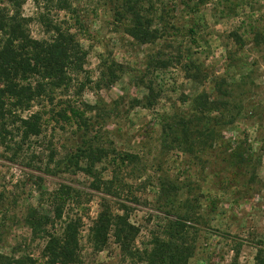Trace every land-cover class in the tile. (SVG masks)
Returning a JSON list of instances; mask_svg holds the SVG:
<instances>
[{"label":"rangeland","instance_id":"obj_1","mask_svg":"<svg viewBox=\"0 0 264 264\" xmlns=\"http://www.w3.org/2000/svg\"><path fill=\"white\" fill-rule=\"evenodd\" d=\"M120 1L67 0L68 10L48 0L22 5L23 15L31 18L33 37L47 34L37 21L40 14L75 33L87 54L85 72L78 77L84 83L81 93L77 86L68 94L55 91L48 103L50 113L68 104L94 109L86 113L88 124L80 127L55 113L57 122L51 119L37 139L43 148L38 158L30 157L31 145L23 146L22 157L0 145V253L39 254L41 241L32 239L23 221L25 208L37 206L33 182L51 190L63 181L80 193L81 207L87 211L80 234L82 264H147L124 257L113 238L100 251L91 248L88 229L105 196L90 188V177L79 171L60 179L44 174L48 147L61 158L86 141L107 149L95 170L110 181L112 196L105 197L109 204L115 211L126 206L130 222L139 229L136 248H145L152 233L176 218L174 209L159 197V183L165 179L182 185L179 198H188L195 207L197 219L188 223L195 253L188 264H254L256 249L264 248V0H193L199 5L193 33L188 30L193 18L186 14L183 0H149L158 13L163 12L167 29L146 44L125 32L127 20L115 12ZM5 5L7 1L0 0V8ZM150 55L170 64L155 68L148 62ZM191 60L205 74L201 81L184 72ZM214 76L228 81L240 108L234 124L220 128L222 140L212 151L194 155L176 148L170 138L163 141L165 121L189 115L195 95L203 91L215 95ZM243 138L251 146L254 172L240 175L224 168V151L226 143ZM122 152L135 155V162L121 163ZM76 208L72 206L69 214Z\"/></svg>","mask_w":264,"mask_h":264},{"label":"trees","instance_id":"obj_2","mask_svg":"<svg viewBox=\"0 0 264 264\" xmlns=\"http://www.w3.org/2000/svg\"><path fill=\"white\" fill-rule=\"evenodd\" d=\"M6 1L7 5L0 8V145L12 149L15 157H22V151L26 152L23 146L31 145L30 157L38 158L37 154H42L43 148L37 144V139L51 119L57 122L60 118L79 127L88 124L86 113L94 109L88 104H82L83 108L68 104L55 112L58 118L55 113L51 114L53 110L48 106L55 98V91L68 94L77 86L81 93L84 83L79 82L78 77L85 72L87 54L75 33L59 23L48 22L40 14L37 21L45 25L47 34L43 38L33 37L31 18L22 13V5L27 0ZM33 1L38 5V0ZM48 1H55L60 10L70 8L67 0ZM118 5L116 15L127 20L125 32L139 44L154 42L159 38V30L167 29L163 12L158 13L149 0H121ZM183 5L188 9L183 11L193 18L188 29L193 33L199 23V18L195 19L199 5L193 0H183ZM233 35L240 41L236 34ZM177 61H181V56ZM148 62L155 68L170 64L156 55H150ZM184 72L194 81L205 77L201 66L192 60ZM211 84L213 97L205 91L195 95L191 99L189 115L173 116L171 121L163 123V141L170 138L176 148L194 155L212 151L222 140L220 128L234 124L240 108L234 102L231 85L223 76H214ZM146 101V106L150 105V97ZM35 106H38L37 110H33ZM47 149L44 174L60 179L64 174L75 175L79 171L92 179V190L105 197L112 196L110 181L103 180L95 170L96 164L107 157L106 148L83 141L74 152L61 158L55 155V148ZM250 151L246 138L226 143L224 168L240 175L254 172ZM119 158L121 163L136 160L135 155L123 152ZM33 184L38 195L37 206L30 204L25 208L23 221L32 239L41 241L39 254L35 257L0 253V264H82L80 234L87 211L81 207L80 193L63 181L51 190L40 182ZM181 189L182 185L169 180L163 179L159 183V197L174 209L176 218L167 219L158 232L152 233L143 249L134 246L139 229L130 222L126 206L115 211L107 198L101 197L99 211L88 229L91 248L100 251L113 238L124 257L137 258L147 264H188L195 253V241L188 238V223L197 218L192 201L179 198ZM72 206L78 208L69 214ZM254 264H264V248L260 246L256 249Z\"/></svg>","mask_w":264,"mask_h":264}]
</instances>
